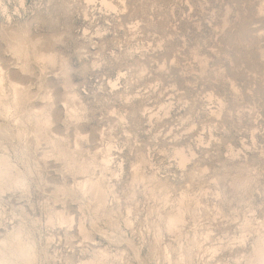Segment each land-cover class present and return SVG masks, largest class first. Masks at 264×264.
<instances>
[{
  "label": "rangeland",
  "instance_id": "obj_1",
  "mask_svg": "<svg viewBox=\"0 0 264 264\" xmlns=\"http://www.w3.org/2000/svg\"><path fill=\"white\" fill-rule=\"evenodd\" d=\"M108 1L112 6L0 0L4 71L31 95V108L43 112L55 101L50 134L92 165L90 175L75 173L45 140L36 144L31 131L21 143L4 140L0 153L31 168V189L2 194L0 238L28 224L41 255L37 264H83L99 248L112 253L110 264H168L160 254L169 244L191 246L190 264H246L264 230V0ZM25 30L57 54L56 64L22 70L12 46ZM8 120L16 123L0 122ZM103 162L112 193L107 209L120 212L114 222L101 216L99 225L117 232L114 239L92 228L96 201L79 191L87 177H102ZM135 165L150 179L133 183ZM157 183L174 202L164 209L148 194ZM181 197V231H165L156 241L162 219L153 207L169 211ZM62 208L74 217L71 226L48 221V209ZM80 222L92 228L91 239Z\"/></svg>",
  "mask_w": 264,
  "mask_h": 264
},
{
  "label": "bare ground",
  "instance_id": "obj_2",
  "mask_svg": "<svg viewBox=\"0 0 264 264\" xmlns=\"http://www.w3.org/2000/svg\"><path fill=\"white\" fill-rule=\"evenodd\" d=\"M21 1L23 2L24 0H21ZM103 2L107 6H112L108 0H103ZM39 44H40V39L35 40V39L30 38L28 36V31H26V30L23 32H20L18 34L17 41L13 44L12 49L14 50L15 55H17L19 58H23V60H24V62L22 64V70L29 72L30 70L33 69L32 67H34L35 65H39L41 67V70H44L47 66L56 64L57 54H55L53 50L43 49ZM32 64H33V66H32ZM17 79H16V77L14 78L11 74L7 75V73L4 71L3 64L0 63V119L13 118V121L16 122V123H12L9 120L7 121V123L0 122V144H2L4 140L12 141V140L16 139L18 142L20 140H25V137L28 135V132L31 131L35 134V136L33 134V136H34L33 139L36 138L35 139L36 144L39 145L41 143L42 139L45 140L44 142H46L47 145L50 147L51 152L58 159L64 160L66 162L65 164H67L66 166L70 167V169L73 168L75 170L74 171L75 173L77 172V173L84 174L87 172L88 175H90L91 173L88 171L90 170L92 165H90L89 162H87L85 160L83 161L84 158L82 160L78 159L75 156L76 150L74 148H73V150H71V148L67 145L66 142L63 141V139H61V137L58 138V137H55V136L50 134V132H52V133H53V131L55 132L53 125L56 121V114H55V111L53 110V108H54L53 106H54L55 101L54 102L52 101L53 100L52 96H51L52 100H50L48 102L49 107H47L45 109V111L40 112V111H38L37 108H36L37 110L34 108H31V106H30V101H31L30 96L31 95H29L28 91L24 88V86L22 87L20 85L19 80H17ZM44 84H45V82L43 83V85ZM49 95H51V94H49ZM69 97H71V96H69ZM47 98L50 99L49 97H47ZM72 99H73V96H72ZM69 100H71V99L67 98L66 102L69 103ZM68 111L70 113V116H72V117H74L75 113L77 112L76 109L74 107H72L71 105L68 106ZM24 142H23V144H24ZM20 143H21V141H20ZM23 144L22 145L20 144V145L22 148H25V146H23ZM24 145H26V144H24ZM3 146H4L5 150H8V147H6L5 145H3ZM109 146L111 147V145H109ZM18 148H20V147H18ZM22 148H20V149L22 150ZM25 149H24V151H26ZM108 151H109V149H108ZM93 155H94V153H93ZM94 156H93V160L98 155L95 157ZM91 158L92 157H90L89 159H91ZM102 158L104 159V161L107 165V163L110 161L109 155L106 154V156H102ZM140 163H143V162H140ZM106 165H104V162H103V167H102V171H101L102 177H98L97 175H95V177L97 176V178H94V177L92 178L93 175L91 177L89 176V178L87 177V179L83 180L82 183H79L80 184L79 185L80 186L79 191H82L84 193L83 195H85V193H86V195L89 193L91 198L96 201L95 202V201L91 200L93 203L94 202L96 203V204H94L95 205L94 211H93L94 214L92 215L90 213L92 215V216L90 215L91 216L90 222H91L92 228L95 231L100 232V234L106 236V238L114 239V237L117 236V232H116V235L113 236V234L115 232L114 233L109 232L107 229L105 230L104 227H103L104 228L103 229L99 225V221H101V218H102L101 216H103V217L107 216L111 219L115 214H118L120 212V211L118 212V208L116 211L118 213H115V214H114L113 210L107 209L108 197L112 193L109 194V190H110V189H108L109 186L107 184V187H106L104 184L105 181H103V177L105 176V171L108 168L107 166H109V165H107V166ZM134 167H135V170H133L134 172L132 173L133 179H134L133 183L135 181H145L147 179H150V177H147L145 174H143V172L140 170V167H138L137 165H135ZM30 170H31V168L29 169V171H26V170H22L20 167H18V165L15 164L13 162V160H11L10 154L0 153V205H1L0 206V216L2 214H4V210H3L4 206L2 205V194L3 193L10 191V190H17V189L18 190L21 189L22 191H25V192L28 191L29 192V189H31L30 188L31 183H29V181H28V176L30 175L29 174ZM87 173H86V175H87ZM77 191H78V189H77ZM69 194H72V191H70ZM113 194H115V193H113ZM148 194L152 198H154L155 200L158 199V201L156 200L157 202H159L161 200L160 202L162 204L163 209L166 205H169V203H171V201H172L171 197L169 196L170 195L169 191H168L166 185H164V184H163V186L159 183L153 185L152 188L148 189ZM114 198H116V197H114ZM89 202H88V204L91 205L92 203H89ZM184 202H185L184 197L176 199L175 204H173L174 202L172 203L173 206L171 207V210H169V211H166V210L163 211L162 208L159 209L158 207H157L158 209L154 210V207L152 206L153 212L157 211L158 216L162 219L161 221H157L155 223L156 224L155 227L157 228L156 229V241H158V242L160 241L161 236L165 231H174V230H180L181 231V223L184 222V216H183V210H182V208L185 204ZM111 203H112V201H111ZM84 204H87V203L85 202ZM2 206H3V208H2ZM47 206H49V204ZM84 206L88 207L89 205H84ZM111 208L112 207H110L109 209H111ZM53 209L55 210V207H53ZM53 209L47 210V213H48L47 219L49 222H51L53 224L55 222V220L57 219L60 223L68 224V226L72 225V223L74 222V220H73L74 217L72 219V215H71V212H69V209L67 210V209L62 208L61 210H59L57 212L54 211ZM116 218H119V217L116 216ZM86 220H83V222ZM112 220L114 222L113 218H112ZM120 220H121V217H120ZM125 221H127V220H125ZM81 222H82V220H81ZM81 222L79 224V226H80L79 228L82 230V232L84 234L83 235L84 238L86 237L89 239V237H90V239H91L92 228H91V230H89V228H87L85 226V224L87 222H85V224L81 223ZM117 222H119V221H117ZM125 223H127V222H125ZM128 223H130V222H128ZM118 224H120V223H118ZM27 225L24 222H21L13 231L6 233L5 236L0 238V264H37L38 263L41 255H40L39 247H38L37 242H36L37 240L35 238V234H34L33 229H31V227H28ZM262 225H264V224H262ZM126 226L128 227V225H126ZM112 227L116 228L114 226H112ZM261 228L264 229V227H261ZM115 230L113 229V231H115ZM130 245L134 246V244H132V243ZM134 248L136 249L135 250L136 256L138 258L141 257L139 255L140 252H138L139 248H136V246ZM130 249H131V247H130ZM215 251H216V248L214 249V252ZM122 252L119 253V255L122 254ZM156 252H158V251H156ZM110 253L111 252H109L108 249H106V248H99V250L93 252L91 254V256L88 257V259L83 264H110L111 260L109 259V256L112 254V253L111 254ZM135 254H134V256H135ZM160 255H161L162 259L164 258L165 261L168 262V264H190V262H192V258H193L191 246L184 247V248L179 246V248H178V247L171 246V244H169L168 246L165 245V247L162 251V254H160ZM159 258H160V256H159ZM245 260H246L245 261L246 264H264V230L261 229L255 243L253 244L252 252L245 258ZM114 262H116V261H114ZM220 264H227V263L221 262Z\"/></svg>",
  "mask_w": 264,
  "mask_h": 264
}]
</instances>
